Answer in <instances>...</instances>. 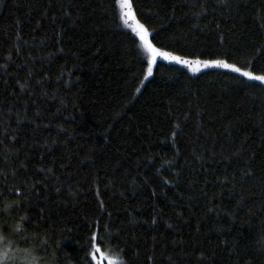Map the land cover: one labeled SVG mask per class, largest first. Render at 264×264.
I'll use <instances>...</instances> for the list:
<instances>
[{
	"label": "trees",
	"instance_id": "obj_1",
	"mask_svg": "<svg viewBox=\"0 0 264 264\" xmlns=\"http://www.w3.org/2000/svg\"><path fill=\"white\" fill-rule=\"evenodd\" d=\"M128 1L190 66L122 0H0V264H264V81L204 66L264 76V0Z\"/></svg>",
	"mask_w": 264,
	"mask_h": 264
},
{
	"label": "snow or ice",
	"instance_id": "obj_2",
	"mask_svg": "<svg viewBox=\"0 0 264 264\" xmlns=\"http://www.w3.org/2000/svg\"><path fill=\"white\" fill-rule=\"evenodd\" d=\"M120 8H121V18L124 19L125 24L128 25V27H130L133 32H135L136 36L139 38L140 41L139 46L143 49V52L147 57L146 61H144L147 64V69H146L147 76L153 75L154 67L157 64L158 57L164 60L175 61L177 63H183L189 66L191 65V61L183 60L179 56H174L171 53L162 51L160 48L156 47V44L153 43V40L155 39V37L153 36V32L155 30L153 29L152 31H150L147 26H145L143 23H140L136 19V16L132 11V4L129 3L128 0H122L120 4ZM201 15H203V13H201ZM129 19L134 21V24H128ZM204 66L222 67L226 69H231L234 72L241 73V75L247 77L250 80L264 81V76H253L252 73L248 71L242 72L240 68L235 67L232 64H228L222 60L205 62ZM174 135L175 133H173V136ZM94 255L95 254L93 253V256Z\"/></svg>",
	"mask_w": 264,
	"mask_h": 264
},
{
	"label": "rangeland",
	"instance_id": "obj_3",
	"mask_svg": "<svg viewBox=\"0 0 264 264\" xmlns=\"http://www.w3.org/2000/svg\"><path fill=\"white\" fill-rule=\"evenodd\" d=\"M132 22L134 23V21ZM94 258L96 264H114L113 258H111L106 252L102 251L98 247H96Z\"/></svg>",
	"mask_w": 264,
	"mask_h": 264
}]
</instances>
